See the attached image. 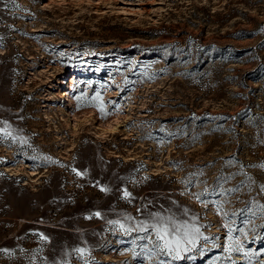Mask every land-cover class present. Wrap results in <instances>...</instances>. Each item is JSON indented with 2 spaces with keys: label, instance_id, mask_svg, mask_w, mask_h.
Segmentation results:
<instances>
[{
  "label": "rangeland",
  "instance_id": "rangeland-1",
  "mask_svg": "<svg viewBox=\"0 0 264 264\" xmlns=\"http://www.w3.org/2000/svg\"><path fill=\"white\" fill-rule=\"evenodd\" d=\"M161 261L264 264V0H0V264Z\"/></svg>",
  "mask_w": 264,
  "mask_h": 264
},
{
  "label": "snow or ice",
  "instance_id": "snow-or-ice-1",
  "mask_svg": "<svg viewBox=\"0 0 264 264\" xmlns=\"http://www.w3.org/2000/svg\"><path fill=\"white\" fill-rule=\"evenodd\" d=\"M156 219L157 223L153 224L152 228L156 233L157 240L163 242L162 244H156V248L165 255L172 256L173 259H181V250L187 251V248L182 249V245L192 242L188 239L189 225L187 223H177L171 218H164L159 216V214H156ZM142 230H146V228ZM195 231L198 232L199 229ZM169 236H171V239H169ZM161 264H170V262L161 261Z\"/></svg>",
  "mask_w": 264,
  "mask_h": 264
},
{
  "label": "bare ground",
  "instance_id": "bare-ground-1",
  "mask_svg": "<svg viewBox=\"0 0 264 264\" xmlns=\"http://www.w3.org/2000/svg\"><path fill=\"white\" fill-rule=\"evenodd\" d=\"M70 99H71L70 94L68 92H65L64 93V98H63L61 104L68 103V101H70Z\"/></svg>",
  "mask_w": 264,
  "mask_h": 264
}]
</instances>
